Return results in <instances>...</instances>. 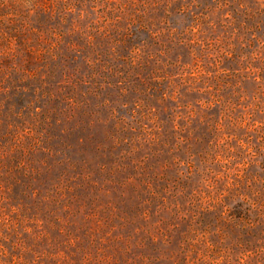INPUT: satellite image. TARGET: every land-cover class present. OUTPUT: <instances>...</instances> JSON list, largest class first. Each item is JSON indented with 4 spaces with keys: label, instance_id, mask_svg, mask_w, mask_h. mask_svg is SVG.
Masks as SVG:
<instances>
[{
    "label": "rangeland",
    "instance_id": "374dc122",
    "mask_svg": "<svg viewBox=\"0 0 264 264\" xmlns=\"http://www.w3.org/2000/svg\"><path fill=\"white\" fill-rule=\"evenodd\" d=\"M0 264H264V0H0Z\"/></svg>",
    "mask_w": 264,
    "mask_h": 264
}]
</instances>
